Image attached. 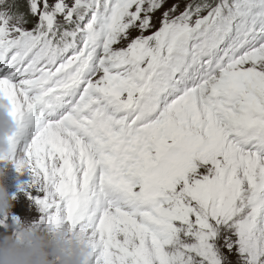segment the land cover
I'll return each mask as SVG.
<instances>
[{
	"label": "snow or ice",
	"instance_id": "snow-or-ice-1",
	"mask_svg": "<svg viewBox=\"0 0 264 264\" xmlns=\"http://www.w3.org/2000/svg\"><path fill=\"white\" fill-rule=\"evenodd\" d=\"M166 3L0 16L8 162L33 224L90 236L91 264H264V0H175L157 28Z\"/></svg>",
	"mask_w": 264,
	"mask_h": 264
},
{
	"label": "clouds",
	"instance_id": "clouds-1",
	"mask_svg": "<svg viewBox=\"0 0 264 264\" xmlns=\"http://www.w3.org/2000/svg\"><path fill=\"white\" fill-rule=\"evenodd\" d=\"M13 111L11 100L0 92V264H91L94 247L90 236L68 226L48 229L19 217L13 219L16 197L5 186L3 167L12 154V138L19 131ZM4 218H8L6 223Z\"/></svg>",
	"mask_w": 264,
	"mask_h": 264
},
{
	"label": "rangeland",
	"instance_id": "rangeland-1",
	"mask_svg": "<svg viewBox=\"0 0 264 264\" xmlns=\"http://www.w3.org/2000/svg\"><path fill=\"white\" fill-rule=\"evenodd\" d=\"M12 1L14 0H0V3L6 4L7 2ZM49 2L53 3L54 0H49ZM68 2L71 3L72 0H68ZM174 2L175 0H167V3L165 4L164 8L160 9L155 13L157 28L159 27V18L162 16V12ZM3 167L5 169V186L7 187L8 192L16 197V199L13 201L14 206L12 208L14 217H19L22 220H25L29 223H33L40 216V213L36 205L30 202L26 197L25 193L21 191V185L29 183L31 181V175L27 172H18L14 164L10 161L5 162L3 164ZM0 231H3V229L0 228ZM229 260L231 261V264H245V261L240 257V254L236 251L232 252L229 255Z\"/></svg>",
	"mask_w": 264,
	"mask_h": 264
},
{
	"label": "trees",
	"instance_id": "trees-1",
	"mask_svg": "<svg viewBox=\"0 0 264 264\" xmlns=\"http://www.w3.org/2000/svg\"><path fill=\"white\" fill-rule=\"evenodd\" d=\"M6 5V7L10 9L12 16L20 19L24 25L33 27L37 22L36 17H33L28 9V0H14Z\"/></svg>",
	"mask_w": 264,
	"mask_h": 264
},
{
	"label": "bare ground",
	"instance_id": "bare-ground-1",
	"mask_svg": "<svg viewBox=\"0 0 264 264\" xmlns=\"http://www.w3.org/2000/svg\"><path fill=\"white\" fill-rule=\"evenodd\" d=\"M11 174H12V173H11ZM11 178H12V177H11ZM11 178H10V179H11ZM14 178H15V177H14ZM13 181H14V180H13Z\"/></svg>",
	"mask_w": 264,
	"mask_h": 264
}]
</instances>
